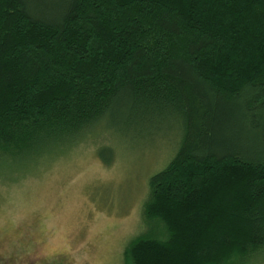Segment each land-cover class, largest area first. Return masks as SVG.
I'll return each instance as SVG.
<instances>
[{
  "label": "trees",
  "instance_id": "16d2710c",
  "mask_svg": "<svg viewBox=\"0 0 264 264\" xmlns=\"http://www.w3.org/2000/svg\"><path fill=\"white\" fill-rule=\"evenodd\" d=\"M155 114L181 120L183 138L144 204L163 232L136 238L126 260H264V147L231 127L264 121V0H0L10 173Z\"/></svg>",
  "mask_w": 264,
  "mask_h": 264
},
{
  "label": "rangeland",
  "instance_id": "374dc122",
  "mask_svg": "<svg viewBox=\"0 0 264 264\" xmlns=\"http://www.w3.org/2000/svg\"><path fill=\"white\" fill-rule=\"evenodd\" d=\"M247 121L239 114L231 127L242 142L249 138L263 148L264 121L258 128ZM113 131L92 134L27 173L0 165L2 176L11 177H0V264H129L125 252L136 238L162 234L163 225L146 217L144 204L150 178L181 145L183 124L155 114ZM103 146L112 150L104 154L113 160L109 166L98 154Z\"/></svg>",
  "mask_w": 264,
  "mask_h": 264
}]
</instances>
